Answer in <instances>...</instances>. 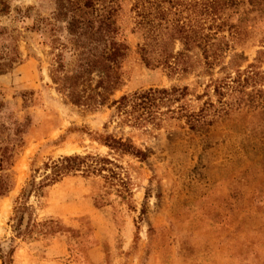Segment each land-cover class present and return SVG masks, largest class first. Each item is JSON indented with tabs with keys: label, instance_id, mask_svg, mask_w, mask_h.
Returning <instances> with one entry per match:
<instances>
[{
	"label": "rangeland",
	"instance_id": "obj_1",
	"mask_svg": "<svg viewBox=\"0 0 264 264\" xmlns=\"http://www.w3.org/2000/svg\"><path fill=\"white\" fill-rule=\"evenodd\" d=\"M3 1L0 55L18 61L0 75V99L9 117L27 124L12 164L0 170L7 185L0 195V264H264V107L245 106L233 88L214 92L252 64L264 97V13L254 2L236 0L225 10L234 32L223 30L218 63L197 75L145 65L129 32L128 3L121 2L118 22L130 48L109 101L148 87H187L169 104L181 103L178 113L137 125L119 122L109 101L87 109L55 90L52 69L59 62L60 71L70 70L77 57L57 14L61 0ZM190 112L203 114V124L191 128L184 116ZM108 135L129 138L144 156L110 150ZM74 154L88 156L82 167L20 197L30 179L49 171L45 163Z\"/></svg>",
	"mask_w": 264,
	"mask_h": 264
},
{
	"label": "trees",
	"instance_id": "obj_2",
	"mask_svg": "<svg viewBox=\"0 0 264 264\" xmlns=\"http://www.w3.org/2000/svg\"><path fill=\"white\" fill-rule=\"evenodd\" d=\"M127 2L128 18L132 22L129 32L138 38L135 52L147 66H160L169 74L209 73L218 63L223 53L221 34L229 33L233 24L227 23L225 10L237 5L236 0H61L57 14L65 17V27L72 36V44L77 49L75 65L67 71H60L57 62L51 72L55 90L65 100L75 106L96 109L107 104L113 90L121 84V62L125 59L129 45L118 22L121 2ZM260 12L264 13V0H251ZM165 3V5H163ZM7 5L0 0V14L7 13ZM92 11L94 12L92 14ZM68 14V16H67ZM226 27V28H224ZM179 48L174 50V42ZM17 55H0V75L17 62ZM234 76L214 85V92L221 94L222 88H233L240 93L243 104L249 108H263L264 97L260 96L256 83L260 72L252 64L242 70L236 69ZM205 86H208L205 85ZM186 86L169 88L148 87L110 99L108 107H113L114 116L119 122L131 121L141 125L153 122L157 114L179 112L182 104L169 107L185 95ZM250 88L249 90H246ZM198 97V96H197ZM0 99V170L9 168L15 150L23 144L21 134L27 124L9 117L3 110ZM165 105L164 111H159ZM191 128L203 124V114L184 115ZM104 144L118 154L129 153L143 157L144 153L135 148L129 138L106 136ZM88 156L65 155L45 163L49 171L38 181L30 179L27 188L20 193L25 198L30 192L36 193L42 186L55 181L62 173L82 167ZM90 157V156H89ZM103 164L107 158L92 157ZM85 169L91 167L85 164ZM7 191V185L0 177V195ZM23 203L17 204L13 212H21ZM15 216V215H14ZM13 216V217H14ZM20 215L17 216V222Z\"/></svg>",
	"mask_w": 264,
	"mask_h": 264
}]
</instances>
